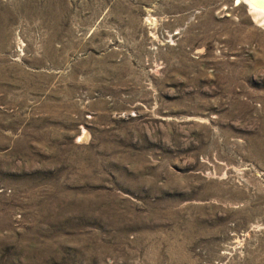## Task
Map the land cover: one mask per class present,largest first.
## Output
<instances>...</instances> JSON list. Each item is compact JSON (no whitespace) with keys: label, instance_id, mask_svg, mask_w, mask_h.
Wrapping results in <instances>:
<instances>
[{"label":"rangeland","instance_id":"rangeland-1","mask_svg":"<svg viewBox=\"0 0 264 264\" xmlns=\"http://www.w3.org/2000/svg\"><path fill=\"white\" fill-rule=\"evenodd\" d=\"M246 1L0 0V264H264Z\"/></svg>","mask_w":264,"mask_h":264},{"label":"bare ground","instance_id":"bare-ground-1","mask_svg":"<svg viewBox=\"0 0 264 264\" xmlns=\"http://www.w3.org/2000/svg\"><path fill=\"white\" fill-rule=\"evenodd\" d=\"M249 8L257 16L264 17V0H247Z\"/></svg>","mask_w":264,"mask_h":264}]
</instances>
